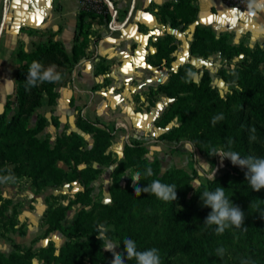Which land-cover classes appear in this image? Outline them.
<instances>
[{"label":"crops","instance_id":"obj_1","mask_svg":"<svg viewBox=\"0 0 264 264\" xmlns=\"http://www.w3.org/2000/svg\"><path fill=\"white\" fill-rule=\"evenodd\" d=\"M4 1L0 0V18ZM177 1L107 0L112 13L105 20L90 15L80 19L78 0L8 1L0 35V113L6 101L14 97L17 73L27 62L18 56L20 49L30 53L51 40L59 42L71 56L74 47L79 46L76 60L55 82L54 101L49 102L44 95L29 120L45 118L39 135H45L52 146L59 136L71 132L86 139L89 147L93 144L91 133L78 124V118L97 122L98 127L113 128L107 150L111 160L94 162L99 168L89 183L94 201L110 202L111 172L123 157L126 143L139 141L146 156L159 161L162 171L188 165L190 145L182 138L162 136L177 124L176 119L158 124L171 99L164 91H155L180 66L190 64L199 69L213 62V56L201 57L191 51L196 27L209 29L215 37L225 35L233 44L252 47L264 41V0H251L248 11L226 6L223 0H190L196 16L184 26L171 24L170 12L176 14ZM166 35H171L175 44L172 59L169 65L152 64L149 56L157 52V42ZM55 68L48 67L49 71ZM58 165L64 169L68 166L63 161ZM82 188L79 178L43 187L25 175L17 180L0 179V195L9 199V207L0 217V255L8 257L24 248L37 252L50 245L57 254L67 237L57 229L45 234V213L67 205ZM81 207L80 203L68 207L61 220L63 227H71ZM11 216L13 224L4 226ZM30 264L47 263L35 254Z\"/></svg>","mask_w":264,"mask_h":264},{"label":"trees","instance_id":"obj_2","mask_svg":"<svg viewBox=\"0 0 264 264\" xmlns=\"http://www.w3.org/2000/svg\"><path fill=\"white\" fill-rule=\"evenodd\" d=\"M167 6L169 5L166 4L165 7ZM174 8L176 14L170 12L172 25L184 26L196 16V8L190 0H178L174 3ZM87 15V13H80L79 17L82 19ZM176 17H180V20L177 21ZM79 27H82L81 21ZM206 38L215 44H220L227 37L222 35L215 38L209 29L196 27L190 44L191 51L198 55H208L209 52L201 50L202 40ZM157 44V52L149 56L151 63L169 65L175 47L172 36L166 35ZM78 50L79 46H75L73 54L68 56L59 42L51 40L38 45L30 53L20 49L18 56L26 59L27 62L21 65L17 73L14 97L6 101L4 110L0 113V138H17L26 146L21 148L17 147L19 145L17 144L16 147H10L4 158L0 153V179L17 180L25 175L31 177L33 183L39 187L60 184L66 179H80L83 188L74 194L67 205L50 208L45 213L48 223L45 234L57 229L67 237V241L57 254L54 247L50 245L37 252L32 251L31 248H24L20 253L13 252L8 257L0 255V260L3 264H30L31 258L38 254L47 264L53 262L82 264L81 255L85 249L97 246L105 239H117L123 251L121 255L130 253L135 264H173L171 258L176 253H187L192 264L208 263L215 242L229 241L230 235L226 230L211 223L193 227V215L201 219L219 216L226 196L231 194H236L246 204L253 205L255 202L254 177L258 175L264 178V80H261L255 72L258 76L256 85L247 96L240 98L237 116L232 119L227 118L223 123H214L209 126L208 136L193 138L198 148H208L210 144L208 138L220 137L224 147L242 160L247 165L246 168L234 167L230 171L208 179L197 188H192L188 182L190 176L184 169H173L158 176L159 162L144 161L145 173L139 174L134 187L120 188L113 182L110 187V202H99L90 209H86L92 204V188L89 183L99 172L94 162L104 164L111 160V153L107 150L111 145L112 132L98 127L97 122L92 123L78 118V124L91 133L93 144L89 148H83L81 143L84 142V138L71 132L59 136L52 146L47 137L37 136L44 128V117L40 116L34 127L25 125L34 110L42 104L44 95L49 102L54 101L55 82L76 60ZM47 66L56 67L50 80H47L44 74ZM192 70L194 67L190 64L180 66L172 73L169 81L160 85L155 92L164 91L171 96L178 80ZM171 104L158 120V124H165L176 116L179 125L162 136L170 139L183 137L180 129L189 122L190 112L176 109L174 113L168 115ZM9 114L11 118L7 120ZM71 141L78 144L68 146ZM134 151H141V146L139 144L125 145L123 154L126 157ZM59 161L68 164L69 170L60 167ZM121 163H118L117 168H121ZM145 201L162 203L166 206L165 213L161 216L165 223L164 235L152 244L145 242V236L141 234L130 236V241L126 242L129 236L117 235L111 225L116 224L121 218L125 206ZM0 202L1 217L4 216L3 203H9V199L0 195ZM73 203H80L82 207L75 215L71 227L65 228L61 220L64 219L66 210ZM95 207H99L100 210L97 212ZM8 224H12L10 218H6L3 223L6 227ZM14 246L20 248L17 244Z\"/></svg>","mask_w":264,"mask_h":264},{"label":"rangeland","instance_id":"obj_3","mask_svg":"<svg viewBox=\"0 0 264 264\" xmlns=\"http://www.w3.org/2000/svg\"><path fill=\"white\" fill-rule=\"evenodd\" d=\"M202 43L201 50L209 54L200 56H213V64L199 69L192 65L194 70L182 76L175 84L168 104L170 106L172 103L168 115L174 113L176 109L190 112L189 122L180 129L184 136L179 137L184 139L192 149L187 156L188 165L162 171L159 164L157 172V175L161 176L173 169H184L190 176L188 182L192 188H197L208 179L230 171L234 167H247L233 152L224 147L220 137L208 138L210 139L208 148H198L195 139L208 136L209 126L214 123H223L225 119L237 116L240 98L247 96L256 85L258 76L255 72L261 80H264V41L252 47L243 43H230L227 38L220 44H215L208 38L203 39ZM162 46L164 47L165 44L163 43ZM48 67L44 74L47 80H50L56 70L49 71ZM176 98L177 101L174 102ZM10 118L9 114L7 120ZM38 118L31 122L29 117L25 125L34 127ZM173 119H176V126H178L176 116ZM100 128L113 133V128L109 125ZM37 136L46 137L39 133ZM74 143L71 141L68 146ZM17 144H19L17 147L26 148L25 143L23 144V141L17 138H0L2 157H6L9 148L16 147ZM81 144L83 148H89L86 139ZM133 144L135 146L139 144L141 151L131 152L126 157L123 154L118 161V163L122 162L121 168H117V164L111 172L112 183L114 182L120 188L136 185L139 174L145 173L144 161L149 163L158 161L146 156L145 148L139 141L126 143L128 146ZM65 170H69V167L67 166ZM253 196L254 204L248 205L236 194L227 195L219 216L201 219L193 215V227L211 223L226 230L230 235L229 241L215 242L213 253L209 255V262L205 264H264V178L258 175L254 177ZM99 202V200H92V204L86 209H90ZM8 205L3 203L5 208L9 207ZM95 210L98 212L100 208L95 207ZM165 210L164 204L150 201L127 205L121 218L116 224L111 225V228L119 236H129L126 242L130 241V236L141 234L145 236V242L152 244L164 235L165 223L161 216ZM9 218L13 224V216ZM122 252L117 239H105L97 246L85 249L81 255V262L82 264H135L130 253L121 255ZM171 261L173 264H192L187 253H176Z\"/></svg>","mask_w":264,"mask_h":264},{"label":"built area","instance_id":"obj_4","mask_svg":"<svg viewBox=\"0 0 264 264\" xmlns=\"http://www.w3.org/2000/svg\"><path fill=\"white\" fill-rule=\"evenodd\" d=\"M79 12L87 13L88 15L98 20H105L112 13V10L107 0H78ZM226 6L248 11L252 8L251 0H223Z\"/></svg>","mask_w":264,"mask_h":264},{"label":"water","instance_id":"obj_5","mask_svg":"<svg viewBox=\"0 0 264 264\" xmlns=\"http://www.w3.org/2000/svg\"><path fill=\"white\" fill-rule=\"evenodd\" d=\"M8 1H9V0H5V1H4L3 11H2L1 18H0V35H1V33H2V30H3L5 17H6L7 10H8Z\"/></svg>","mask_w":264,"mask_h":264}]
</instances>
